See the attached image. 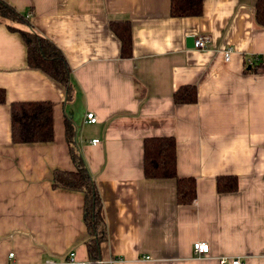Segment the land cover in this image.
<instances>
[{
  "label": "crops",
  "instance_id": "crops-1",
  "mask_svg": "<svg viewBox=\"0 0 264 264\" xmlns=\"http://www.w3.org/2000/svg\"><path fill=\"white\" fill-rule=\"evenodd\" d=\"M1 1L27 25L0 20V264H67L68 253L87 262L82 194L50 185L53 171H73L64 122L100 199L99 264H264L258 0H201L194 17L169 16V0ZM112 21H127L128 58ZM7 26L61 52L68 100L56 82L26 67L24 44ZM187 37H205L206 48L187 47ZM188 86L194 102L173 103L174 91ZM26 101L49 102L51 141H10L9 104ZM88 112L93 123L85 122ZM160 137L174 142L175 177L193 180L187 204L176 200L175 180L143 176L142 142ZM225 176L235 178V190L218 193ZM196 241L207 244L206 256L193 257Z\"/></svg>",
  "mask_w": 264,
  "mask_h": 264
},
{
  "label": "trees",
  "instance_id": "trees-1",
  "mask_svg": "<svg viewBox=\"0 0 264 264\" xmlns=\"http://www.w3.org/2000/svg\"><path fill=\"white\" fill-rule=\"evenodd\" d=\"M201 0H169V16L185 17L198 16ZM262 0L253 12L254 20L258 25H264V5ZM16 24L27 23L14 9L0 0V20ZM8 31L16 32L25 47V65L36 70L48 79L62 87L65 99L68 100L70 85L68 81L69 69L65 64L61 52L45 38L37 36L30 30H18L12 26L6 27ZM110 32L115 35L119 44V54L128 58L129 35L127 21L117 24L109 22ZM195 91L192 86L180 87L174 91L172 102L176 104L193 103ZM4 101L0 89V103ZM9 112V136L12 143H42L51 141V111L47 101L41 102H11ZM64 125V140L73 171L55 170L51 173L50 185L68 191H79L82 194V223L86 228L87 239L85 243L86 264H99L98 247L105 239L100 199L95 185L85 169L81 155L78 153L73 139V127L67 122ZM174 142L172 138H145L142 142L143 176L147 178H171L176 182V200L179 203H189L193 194V180L179 178L174 175ZM236 180L233 177H220L216 181L215 190L218 193L235 190Z\"/></svg>",
  "mask_w": 264,
  "mask_h": 264
},
{
  "label": "built area",
  "instance_id": "built-area-1",
  "mask_svg": "<svg viewBox=\"0 0 264 264\" xmlns=\"http://www.w3.org/2000/svg\"><path fill=\"white\" fill-rule=\"evenodd\" d=\"M205 43H206V38L205 37H197L192 39V47L198 51L201 52V50L203 51L206 47H205ZM230 53L229 49H224L222 51V60L226 61L228 58V55ZM85 122L87 123H93L94 122V116L92 115V113L88 112L86 113L85 117ZM95 141H91V143H94ZM208 246L205 242H201V241H196L193 242V244L191 245V253L196 257H200V256H206L208 253ZM10 255V254H9ZM66 263L67 264H85L81 261H75L74 257L72 255V253H68L66 256ZM224 262H227L228 264H242L239 259H217V264H223Z\"/></svg>",
  "mask_w": 264,
  "mask_h": 264
},
{
  "label": "water",
  "instance_id": "water-1",
  "mask_svg": "<svg viewBox=\"0 0 264 264\" xmlns=\"http://www.w3.org/2000/svg\"><path fill=\"white\" fill-rule=\"evenodd\" d=\"M185 43H186V46H187V47H191V46H192V38H191V37H187Z\"/></svg>",
  "mask_w": 264,
  "mask_h": 264
},
{
  "label": "rangeland",
  "instance_id": "rangeland-1",
  "mask_svg": "<svg viewBox=\"0 0 264 264\" xmlns=\"http://www.w3.org/2000/svg\"><path fill=\"white\" fill-rule=\"evenodd\" d=\"M7 23H12V24H14V22L11 20V19H9V21H6ZM16 24V23H15Z\"/></svg>",
  "mask_w": 264,
  "mask_h": 264
}]
</instances>
